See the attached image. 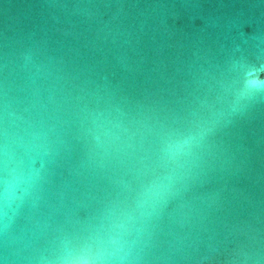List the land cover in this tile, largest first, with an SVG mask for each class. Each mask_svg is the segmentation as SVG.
Returning a JSON list of instances; mask_svg holds the SVG:
<instances>
[{
	"label": "water",
	"instance_id": "obj_1",
	"mask_svg": "<svg viewBox=\"0 0 264 264\" xmlns=\"http://www.w3.org/2000/svg\"><path fill=\"white\" fill-rule=\"evenodd\" d=\"M0 264H264V0H0Z\"/></svg>",
	"mask_w": 264,
	"mask_h": 264
}]
</instances>
